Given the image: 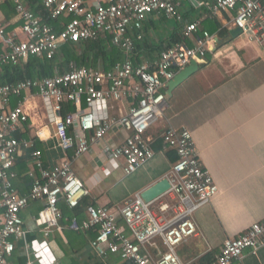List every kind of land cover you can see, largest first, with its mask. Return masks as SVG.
Instances as JSON below:
<instances>
[{
    "label": "built area",
    "instance_id": "obj_1",
    "mask_svg": "<svg viewBox=\"0 0 264 264\" xmlns=\"http://www.w3.org/2000/svg\"><path fill=\"white\" fill-rule=\"evenodd\" d=\"M11 1L20 23L9 32L0 26V72L4 66L25 63L31 56L51 58L69 42L108 38L126 56L109 70L71 63L68 70L56 68L53 75L41 79L0 83V264H9L15 241L26 233L22 211L30 203H42L33 221L49 236L61 227L59 203L75 208L90 193L75 174L70 158L64 156L45 167L35 142L17 135L28 121L31 100L40 97L47 121L55 126L58 146L64 152L73 150L75 158L89 153L113 128L126 130L128 135L121 143L105 144L99 153L106 160L123 158L124 172L131 174L154 156L145 135L163 118L168 81L192 60H202L213 42L210 32L199 31L198 22H188L182 41L161 50L152 63L135 64L131 56L143 38L144 21L154 13L180 19L178 0H42L46 19L26 0ZM200 4L211 14L231 13L233 26L248 41L264 46V0H206ZM48 19L55 20L59 30ZM128 99L131 105L126 113H110L111 101ZM66 102L75 109L62 115ZM36 136L45 139L42 128ZM160 136L164 148L177 155L165 176L169 187L164 192L150 201L135 193L116 208L89 205L86 218L70 219L69 229L94 231L91 245L99 254H119L130 264H191L180 258L177 247L198 233L193 215L219 189L200 160L189 129L168 127ZM24 148H30L33 157L27 172L32 184L27 193L20 194L14 183L18 177L15 166ZM157 238L165 251L155 255L150 247ZM262 246L264 217L237 236L226 238L220 252L204 264H233L245 250L255 253Z\"/></svg>",
    "mask_w": 264,
    "mask_h": 264
},
{
    "label": "crops",
    "instance_id": "obj_2",
    "mask_svg": "<svg viewBox=\"0 0 264 264\" xmlns=\"http://www.w3.org/2000/svg\"><path fill=\"white\" fill-rule=\"evenodd\" d=\"M203 1L206 0H178L180 19L151 14L144 21L143 38L138 42L136 54L141 63H152L161 48L174 45L173 40L178 36H181L178 41H182V30L188 22H198L199 31L207 30L213 35L205 56L196 62L198 68L167 94L163 118L145 135L157 148L159 145L154 142L165 128L189 129L200 160L218 186V194L193 215L198 233L177 247L180 258L191 264L207 255L215 256L226 238L237 236L264 217V46L248 41L240 31L234 32L231 13L211 14L200 4ZM3 2L6 0H0V26L9 28L15 18L6 19L1 8ZM27 3L30 6L29 1ZM185 42L190 43L189 40ZM31 104L24 130L17 135L33 140L35 145L40 144L45 167L57 164L64 156L70 158L75 174L90 189L87 200L93 206L119 207L128 197L142 194L165 178L170 170L173 162L167 152L172 149H165L164 144L161 149H154V156L131 174L124 172L123 158L106 160L99 153L103 145H117L128 135L118 127L93 145L89 153L75 158L73 150L64 152L58 146L55 126L47 121L40 97H34ZM130 105L129 99L111 101L110 113L124 114ZM40 128L45 139L36 136ZM28 154L31 157L30 148L22 149L15 166L17 172L23 160L27 172L31 169L32 159H24ZM18 188L20 192L22 186ZM41 207L42 203L35 201L22 211L26 233L15 241L9 264H130L119 254H99L91 245L93 230L69 229L73 216L61 219L60 229L44 236L33 221ZM62 208L65 213L69 210L65 205ZM86 216L77 217L84 219ZM120 224L124 226L122 221ZM158 242L155 240V245L150 247L155 255L165 251H162L163 244L158 245ZM233 264H264V246L255 253L245 250Z\"/></svg>",
    "mask_w": 264,
    "mask_h": 264
},
{
    "label": "trees",
    "instance_id": "obj_3",
    "mask_svg": "<svg viewBox=\"0 0 264 264\" xmlns=\"http://www.w3.org/2000/svg\"><path fill=\"white\" fill-rule=\"evenodd\" d=\"M30 3L31 8L35 11L40 13L44 18L46 19V12L43 10L42 7V0H27ZM1 8L5 14V17L7 20L12 18L14 16L15 22L13 25L9 28L4 27V29L7 31L12 29L14 25H17L20 23L19 20L16 18V12L14 10V6L10 0H6V2L1 3ZM48 22L51 24L56 25V29L59 30V25L55 20L48 19ZM201 31V30H200ZM181 39V36H178L177 39H174V42H178V40ZM140 42V41H138ZM136 44V49L133 52V55L131 56L133 62L135 64L141 63L139 57L136 55L137 50L139 48V43ZM164 48H161V50ZM125 53L123 50H121L119 47L114 46L111 44L109 39H98V40H85L80 42H69L60 47V49L57 51V53L51 57H36L31 56L28 58V60L21 64L16 65H7L3 67V70L0 72V83H14L22 79H41L44 77H48L53 75L55 69L57 68L59 71L63 72L70 68V64L73 63L76 66H86V67H94V68H101L104 70H109L116 62L123 61L125 59ZM16 99L13 100V105L16 104ZM75 109V106L71 104V102H66L63 104V109L61 110V114L65 115L69 111H73ZM159 146L157 148H154L152 145V148L157 150L161 149L162 145L164 144L161 136L160 138L157 137L155 142ZM36 148H40V144L36 143ZM159 147V148H158ZM168 156L170 157L171 161L174 162L177 159V155L175 150H170L167 152ZM24 159H32L33 163V157H28ZM25 160H23L21 168L18 170V177L15 179L14 183L17 186L18 183L22 186V189L20 188V194H23L27 189L29 188V185L31 184L32 180L27 175V169L28 167L25 165ZM20 179V180H19ZM17 186V188H18ZM27 187L24 189V187ZM19 189V188H18ZM65 205L67 209H69L66 213L63 211L62 208ZM92 205L88 202L87 196L84 197L79 205L75 208H68L65 202H60L59 207L62 208V213L64 214L62 219L65 217H71V216H79L81 218L85 217L86 213L85 210L87 206ZM156 240H160V238H157ZM157 242V241H156ZM158 242V245H161L162 242ZM164 251L165 247L162 248ZM214 256L207 255L204 258H202L199 262L194 264H204L206 262H209L213 259Z\"/></svg>",
    "mask_w": 264,
    "mask_h": 264
},
{
    "label": "water",
    "instance_id": "obj_4",
    "mask_svg": "<svg viewBox=\"0 0 264 264\" xmlns=\"http://www.w3.org/2000/svg\"><path fill=\"white\" fill-rule=\"evenodd\" d=\"M234 32H239V29H236ZM197 68H198V64L196 63V61L192 60L186 67H184L182 70L176 73L175 76L167 83L166 94H171V91L185 78H187L190 74H192ZM168 187H169V183L167 179L162 178L158 180L156 183L146 188L142 192L141 196L145 201H150L154 197L164 192Z\"/></svg>",
    "mask_w": 264,
    "mask_h": 264
}]
</instances>
